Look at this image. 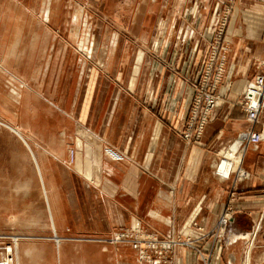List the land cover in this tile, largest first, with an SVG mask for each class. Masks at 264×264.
Wrapping results in <instances>:
<instances>
[{
    "label": "crops",
    "instance_id": "1",
    "mask_svg": "<svg viewBox=\"0 0 264 264\" xmlns=\"http://www.w3.org/2000/svg\"><path fill=\"white\" fill-rule=\"evenodd\" d=\"M182 1L189 0H0V238H19V264H164L140 261L126 242H110L111 233L133 227L162 235L183 226L188 233L189 221L209 230L225 206L232 218L218 250L203 257L242 264L245 234L264 217V142L245 145V179L230 202L236 181L214 175L212 151L240 130L263 131L264 121L252 124L231 106L205 124L199 142L181 138L188 79L215 11L199 4L205 16L184 27ZM240 5L226 38L233 96L264 61V4ZM96 11L105 24H127L131 37L97 21L84 33L85 14L91 24ZM171 264L201 261L177 249Z\"/></svg>",
    "mask_w": 264,
    "mask_h": 264
},
{
    "label": "rangeland",
    "instance_id": "2",
    "mask_svg": "<svg viewBox=\"0 0 264 264\" xmlns=\"http://www.w3.org/2000/svg\"><path fill=\"white\" fill-rule=\"evenodd\" d=\"M181 4H183V8L181 10L180 18L183 20L184 27L192 23L193 20H195V18H198L200 16H205V14L201 15V13L204 12V9L202 5H199V4H214L213 7H215V11L212 14L213 17L211 18L212 20H214V24L211 27L210 37L204 38L206 40V43L203 49L204 52L202 51L204 54L203 58L201 62L196 64V66L194 64L195 70L193 74V80L188 79V81L190 82V86H191V95L189 99L190 100L189 105L186 107V110H185L183 128L180 132L181 138L187 144H194L195 142H199L201 138L204 127H202L198 131V127H196L197 121L194 122V124L190 127L189 119L187 120L188 113L192 107V104L195 102V100L198 97L199 99H201L200 104H199V110H198L199 113H202L205 107V101L207 97H213V98H216L217 100L216 108L213 109V112L207 122L212 120L215 115L221 114L225 108L235 106L234 108H236L240 113H244L246 121L252 124L260 123L259 125L262 126L263 121H264V101H263L264 99L262 100L263 94H264V83L262 84V88H261L262 95L260 97V104H259L260 106H259L258 115H257L256 120L251 121L248 119L247 113L244 110L245 108L244 102L246 101L245 94L248 88L252 86L253 81L256 79V77L263 76L264 78V64H263L264 61H262L259 66L261 71L252 76V81L250 83L251 85L249 84L247 86L248 88L246 87L244 91L240 95H237V96H233L230 94L231 93V80L226 79L227 75L225 72V69H226L225 66H226V55L228 52L227 39H226L227 38V28H228L230 19L232 18L234 14V11L236 10L237 7L239 8L242 7L240 4H264V0H189L186 2L182 1ZM113 5H116V4H111V6ZM151 5L152 4H149V6ZM153 6H154L153 11L155 12L156 4H153ZM208 6L209 5L205 6L206 8L205 13L206 11L209 12L210 8H208ZM112 9L114 10V8ZM241 9H245V8H241ZM84 11H85V7L83 8V12ZM96 14H97L96 17L97 16L99 17L98 18L92 17L93 20H89V21H92L91 24L85 23L87 21V18H86L87 16L85 14V18H84L85 22L83 23V28H82L84 33L91 32L98 25L97 27L101 29H103L104 26L108 27L105 29L107 32L108 31L110 32L114 31L117 33L119 32V34L122 37L123 36H125L126 38L131 37L130 35H128L126 31L122 30L124 28H127L126 26L127 24L123 23L120 25V27L115 26V25L111 26V25L105 24V22L102 19L101 14L98 11H96ZM242 15H243L242 12L238 14V16H242ZM154 18L153 17L149 18L150 23L148 24V27L146 29L147 34H148L147 36L150 38L154 37L156 33V30H155L156 20ZM93 21L94 22L97 21V25L93 23ZM114 26L116 28L112 29L114 28ZM194 27L196 29L198 25L195 24ZM182 28L183 26H181L179 29L182 30ZM136 31L138 32V30ZM263 35H264V32H263ZM180 40L182 41L181 42L182 44L185 43L189 45L190 43V38L187 40L183 38V40L185 41H183L182 38H180ZM136 43L138 44L139 41ZM120 44L122 45V42ZM138 46H136L135 43H132L131 49H133L134 51ZM153 57L154 59L159 61L158 67H161V65L163 64V61H161V59L158 58L157 55L153 54ZM186 75L187 74L185 71L182 77H187L188 75L187 76ZM246 131L258 132V133L262 132L261 130L256 131L252 128L240 130L234 136L233 142H230L222 146V148H219V150L212 151V153L215 155V162L212 168L214 175L221 179L229 180V182H232V180H234V182L236 181L235 183L232 182V185L229 189V192H228L229 202L236 195V191L234 187L237 184V180H240V178L245 179V177L240 176L241 171L238 170L239 167L237 168L235 161L233 162V166H232L231 173L229 176H222L218 172L217 166L220 163L221 159L225 156L226 152L230 151V155L234 156L236 159L240 155L239 150L241 147L245 148L246 144H254V143H249V142L247 143V141H243V140L238 141L239 135ZM186 132H189V138L188 137L186 138V135H185ZM260 142H263V141H260ZM233 144L237 145V149H233L232 147ZM113 151L118 154L117 158L123 157L122 156L123 154L121 152H117L115 150ZM240 168L243 169L242 166ZM231 174L234 175L233 178H230ZM222 216H228L227 217L228 220L226 219L227 221H226L224 228H220V220ZM231 218H232V208H230V206H225L223 210L221 211V213H219L215 224L209 230H205L202 227V225L197 223L196 221H189L187 223V228L190 229V232L188 233H185L184 231H182L184 226L181 227V229L178 232L170 231L162 235L132 227L131 229H127V228L116 229L114 232L111 233L112 235L110 236L109 239H110V242H126L127 244H129L132 247V249L136 251L137 259H139L140 261L152 263L155 261L159 262V260L161 259L160 261L161 263L171 264L175 251L178 248L181 250H189L192 253H194L197 257L200 258L201 264H209V261L204 259L205 256L203 257V254L205 253L208 256H212L218 250L217 248L219 246V242L221 241V238L224 236L226 226L228 225L229 220ZM259 225H260V229L255 234L254 233L252 234V232L245 234L244 246L246 249L250 241L254 240L255 243L253 242L254 247H253L252 253L255 256V259L257 260L256 263L264 264V217H263V221H261V224ZM253 235H254V239H252ZM14 236H15L14 234H7V236L3 235V238H0V261L7 259L9 260V264L18 263L17 255H16V247H15L16 244L14 240L17 236L16 237ZM204 243L208 244L207 249H206L207 252H205V248L203 246ZM139 251L140 252L142 251V252L140 253ZM256 255L258 256L257 258H256Z\"/></svg>",
    "mask_w": 264,
    "mask_h": 264
},
{
    "label": "built area",
    "instance_id": "3",
    "mask_svg": "<svg viewBox=\"0 0 264 264\" xmlns=\"http://www.w3.org/2000/svg\"><path fill=\"white\" fill-rule=\"evenodd\" d=\"M264 83V78L263 76H258L256 77V79L253 81V84L250 88L251 90V94H247L248 93V90L245 94V108L244 110L246 111L247 113V116H248V119L251 120V121H254L256 120L257 118V115H258V110H259V104H260V97L262 95V84ZM253 90H257L258 91V96H259V100L257 101V104L256 105H252L251 103V97L255 91ZM257 94V93H256ZM200 101L201 99H199V97L195 100V102L192 104V107L188 113V117H187V120L189 119V126L191 127L194 122L197 121V126L198 127V131L204 127L203 125L206 124V122L209 120L212 112H213V109L216 107L217 105V100L216 98H213V97H207L206 101H205V107L202 111V113H199L198 110H199V104H200ZM200 114V115H199ZM260 133L258 132H251V131H246L243 133V135H239V138H241V140L243 141H247V143H258L260 141H262L260 135ZM186 135V138L188 137L189 138V132H186L185 133ZM240 174V173H239ZM240 176H242V174H240ZM226 217L228 216H222L221 217V220H220V228H224L225 224H226ZM119 237V236H117ZM2 262H5V263H2ZM9 264V260L7 259H4V260H1L0 261V264Z\"/></svg>",
    "mask_w": 264,
    "mask_h": 264
},
{
    "label": "bare ground",
    "instance_id": "4",
    "mask_svg": "<svg viewBox=\"0 0 264 264\" xmlns=\"http://www.w3.org/2000/svg\"><path fill=\"white\" fill-rule=\"evenodd\" d=\"M214 31V30H213ZM217 31V30H216ZM164 32V31H163ZM167 32V31H166ZM170 34V33H169ZM213 54V53H212ZM213 57V56H212ZM216 82V81H215ZM251 85V84H250ZM248 88V87H247ZM253 91H255L254 92V94L252 95V96H250L251 97V103H252V105H256L257 104V101L259 100V96H258V91L257 90H253ZM257 93V94H256ZM247 94H251V90L250 89H248V93ZM264 99V94H263V98H262V100ZM261 100V101H262ZM264 101V100H263ZM192 104V103H191ZM263 104V103H262ZM216 108V107H215ZM214 108V109H215ZM260 113V112H259ZM254 123V122H253ZM241 135H243V133H241L240 134V136ZM260 135V137H261V139H262V141L264 142V128H263V131L259 134ZM238 141H241V138H239L238 137ZM232 147H233V149H237V145L236 144H233L232 145ZM243 151H244V148H240V150H239V152H240V155H239V157H237L236 159H235V157L234 156H232V155H230V151L229 152H226V154H225V156L221 159V161H220V163L218 164V166H217V169H218V172L222 175V176H229L230 175V173H231V169H232V166H233V162L235 161L236 162V165H237V168H238V170H240L241 171V174H242V176H244L245 175V170L244 169H242V168H240L241 166H240V161H241V158H242V155H243ZM232 159H231V158ZM216 171V170H215ZM236 177H237V175H236ZM226 219H227V217H226ZM261 224V223H260ZM137 229V228H136ZM222 231V230H221ZM222 233V232H221ZM146 234V233H145ZM148 234V233H147ZM152 235H154V234H152ZM170 235V234H169ZM106 236V235H105ZM109 236V235H108ZM167 236H168V234H167ZM116 237V236H115ZM140 237V236H139ZM154 237V236H153ZM170 237V236H169ZM248 237V236H247ZM152 238V237H151ZM18 239L19 238H16V239H14L15 240V244L17 243V241H18ZM253 239V238H252ZM107 240V239H106ZM253 242L255 243V241H253V240H251L250 241V243L248 244V246L246 247V249H245V253H244V256H243V259H242V264H250V256H251V253H252V248H253ZM114 243H116V242H114ZM149 243V242H148ZM161 243V242H160ZM172 243V242H171ZM163 245V244H162ZM168 245V244H167ZM17 245H15V247H16ZM136 246V245H135ZM134 246V247H135ZM146 246V245H145ZM177 247V246H176ZM10 248H11V246H10ZM173 248V247H172ZM186 248V247H185ZM157 249V248H156ZM178 249V248H177ZM180 250V249H179ZM160 251V250H159ZM177 251V250H176ZM140 252V251H139ZM142 252V251H141ZM140 252V253H141ZM165 252V251H164ZM149 253V252H148ZM149 260V259H148ZM155 260V259H154ZM161 261V259L159 260V262ZM2 263H5V262H2ZM7 264H8V262H7ZM18 264V263H17Z\"/></svg>",
    "mask_w": 264,
    "mask_h": 264
}]
</instances>
